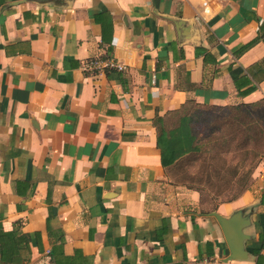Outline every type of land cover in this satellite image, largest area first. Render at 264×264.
<instances>
[{
  "label": "crops",
  "instance_id": "obj_1",
  "mask_svg": "<svg viewBox=\"0 0 264 264\" xmlns=\"http://www.w3.org/2000/svg\"><path fill=\"white\" fill-rule=\"evenodd\" d=\"M93 57L126 68L86 74ZM263 99L264 0H0V264L224 260L209 214L238 210L249 254L228 263L264 264V162L201 213L153 126L187 101Z\"/></svg>",
  "mask_w": 264,
  "mask_h": 264
},
{
  "label": "rangeland",
  "instance_id": "obj_2",
  "mask_svg": "<svg viewBox=\"0 0 264 264\" xmlns=\"http://www.w3.org/2000/svg\"><path fill=\"white\" fill-rule=\"evenodd\" d=\"M190 108L197 112L201 149L179 161L169 173L175 182L198 191L200 212L206 213L235 198L240 186L250 188L264 162V136L258 132L255 107L222 110L188 105Z\"/></svg>",
  "mask_w": 264,
  "mask_h": 264
},
{
  "label": "trees",
  "instance_id": "obj_3",
  "mask_svg": "<svg viewBox=\"0 0 264 264\" xmlns=\"http://www.w3.org/2000/svg\"><path fill=\"white\" fill-rule=\"evenodd\" d=\"M257 41V38L254 39L251 43H249V45H247V47H245V49L249 48ZM253 89L254 88L249 89L246 94L250 93L249 91H252ZM188 105L205 107L197 105L192 101H187L186 104H184L180 109L169 112L164 117L156 116L153 120V126L156 130V146L160 153V164L168 172V174H170L169 170L175 167L179 161L194 154L195 152L200 151L201 149V145L197 143L196 134V126L199 124L195 116L197 112L195 110L190 111L191 108L187 109ZM237 106H241L243 108L255 107V115L257 116V121L260 123L258 126V132L259 135L264 136V111L258 109L264 108L261 107L264 106V99L251 105ZM227 108L229 107L218 109L224 110ZM248 189L249 185L245 184L244 186H240L238 195L230 201L237 199L244 191ZM216 208L212 209L210 212L214 211ZM258 251L259 250H253L252 253L256 256L259 255Z\"/></svg>",
  "mask_w": 264,
  "mask_h": 264
},
{
  "label": "water",
  "instance_id": "obj_4",
  "mask_svg": "<svg viewBox=\"0 0 264 264\" xmlns=\"http://www.w3.org/2000/svg\"><path fill=\"white\" fill-rule=\"evenodd\" d=\"M209 215L220 226L229 250V255L222 261L224 263L246 261L249 253L246 251L245 243L250 240V237L244 234L243 231L251 224L249 220L250 214L245 213L244 210H238L227 218L218 215L216 212H212Z\"/></svg>",
  "mask_w": 264,
  "mask_h": 264
},
{
  "label": "built area",
  "instance_id": "obj_5",
  "mask_svg": "<svg viewBox=\"0 0 264 264\" xmlns=\"http://www.w3.org/2000/svg\"><path fill=\"white\" fill-rule=\"evenodd\" d=\"M125 66L111 57H93L82 63V71L86 74H105L108 72H121ZM196 264H231L224 263L220 258L214 257L197 262Z\"/></svg>",
  "mask_w": 264,
  "mask_h": 264
}]
</instances>
